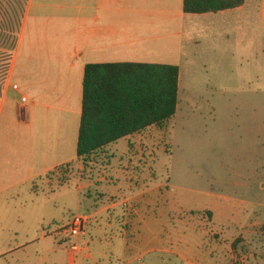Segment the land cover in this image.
Returning a JSON list of instances; mask_svg holds the SVG:
<instances>
[{
	"label": "crops",
	"instance_id": "0c3cea01",
	"mask_svg": "<svg viewBox=\"0 0 264 264\" xmlns=\"http://www.w3.org/2000/svg\"><path fill=\"white\" fill-rule=\"evenodd\" d=\"M246 3L194 14L185 11V0H29L9 72L11 80L20 82L12 91L13 116L35 133L37 157L43 166L36 176L43 180L53 170L79 161L88 64L175 65L180 82L185 65L202 57L209 73L223 50L226 55L229 32L238 53ZM259 6L264 18V0H259ZM229 19L234 24L227 25ZM261 47L264 54V38ZM239 55L242 58V46ZM191 103L198 108L197 101ZM164 125L150 126L107 146L113 160L107 172L96 177L80 175L75 188H66L68 182H43L55 194L65 192L60 195L64 204L72 201L78 213L89 215L91 221L78 239L80 252L61 250L65 236L52 234L44 239L51 237L57 248L48 249L40 263L26 264H135L147 255L150 264L158 263V253L163 251L158 211L164 200L163 182L157 179L156 144ZM210 207L221 211L220 223L235 222L226 213L228 201ZM225 232L226 237L234 235ZM141 244L145 249L140 256ZM208 246L202 259L182 258L188 264L214 263L211 254L217 261L226 260L224 246L210 241Z\"/></svg>",
	"mask_w": 264,
	"mask_h": 264
},
{
	"label": "rangeland",
	"instance_id": "374dc122",
	"mask_svg": "<svg viewBox=\"0 0 264 264\" xmlns=\"http://www.w3.org/2000/svg\"><path fill=\"white\" fill-rule=\"evenodd\" d=\"M228 34L226 55L223 50L209 73L202 57L183 68L177 113L156 144L164 200L158 211L163 251L157 264L202 259L209 241L226 248V260L211 254V264H264V18L259 0H247L242 10L238 53L234 35ZM8 76L0 97V264L40 263L57 248L44 236L81 214L72 201L64 204L60 195L65 192L55 194L43 182L75 188L80 175L96 177L113 160L105 147L86 164L79 160L38 178L43 166L35 133L13 116L12 91L20 82ZM227 201L226 213L235 222L220 223L221 211L210 206ZM225 231L233 232L232 238ZM144 249L142 244L137 249L140 256ZM145 258L135 264H150L151 256Z\"/></svg>",
	"mask_w": 264,
	"mask_h": 264
},
{
	"label": "trees",
	"instance_id": "16d2710c",
	"mask_svg": "<svg viewBox=\"0 0 264 264\" xmlns=\"http://www.w3.org/2000/svg\"><path fill=\"white\" fill-rule=\"evenodd\" d=\"M244 3L245 0H185V11L218 12ZM27 5L28 0H0V97ZM179 73L175 65L88 64L78 159L86 164L92 155L118 140L171 120L179 103Z\"/></svg>",
	"mask_w": 264,
	"mask_h": 264
},
{
	"label": "built area",
	"instance_id": "2783aa9c",
	"mask_svg": "<svg viewBox=\"0 0 264 264\" xmlns=\"http://www.w3.org/2000/svg\"><path fill=\"white\" fill-rule=\"evenodd\" d=\"M90 221L91 217L87 214H75L67 223L59 225L53 234H63L69 252L78 253L82 249L78 239L86 234Z\"/></svg>",
	"mask_w": 264,
	"mask_h": 264
}]
</instances>
